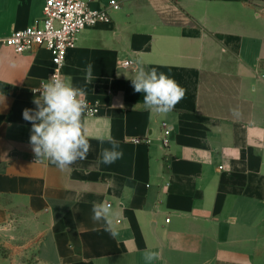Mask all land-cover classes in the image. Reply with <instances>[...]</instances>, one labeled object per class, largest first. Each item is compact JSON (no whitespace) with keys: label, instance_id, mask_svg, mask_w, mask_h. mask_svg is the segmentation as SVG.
Returning <instances> with one entry per match:
<instances>
[{"label":"crops","instance_id":"crops-1","mask_svg":"<svg viewBox=\"0 0 264 264\" xmlns=\"http://www.w3.org/2000/svg\"><path fill=\"white\" fill-rule=\"evenodd\" d=\"M118 1L67 54L64 78L101 105L84 120L92 150L69 171L36 161L22 117L50 51L0 48V254L10 264H147L150 250L151 264H264V0ZM44 4L0 0V36L40 22ZM126 58L135 66L122 67ZM140 66L186 90L172 111L145 110L131 84ZM109 137L124 155L104 165L98 138L110 147ZM92 201L111 205L115 236L91 219Z\"/></svg>","mask_w":264,"mask_h":264},{"label":"clouds","instance_id":"clouds-1","mask_svg":"<svg viewBox=\"0 0 264 264\" xmlns=\"http://www.w3.org/2000/svg\"><path fill=\"white\" fill-rule=\"evenodd\" d=\"M86 83H91L93 65L87 63L84 69ZM135 93H143L145 110L158 114L172 111L186 94L173 78L156 67L146 69L140 66L131 78ZM40 95L34 98L35 109L25 108L22 117L31 123L29 143L36 161H47L61 172L69 171L78 160L86 159L92 150V145L86 135L84 120L93 114L85 97L86 89L75 87L66 78L53 74L42 82ZM236 114L237 110L233 109ZM101 145L99 163L112 165L123 158L120 142L109 137L110 147H103L104 138H98ZM91 219L93 222H103L104 230L115 236L111 219L112 207L107 202H91ZM147 264L159 258L156 251L146 250L143 254Z\"/></svg>","mask_w":264,"mask_h":264},{"label":"built area","instance_id":"built-area-1","mask_svg":"<svg viewBox=\"0 0 264 264\" xmlns=\"http://www.w3.org/2000/svg\"><path fill=\"white\" fill-rule=\"evenodd\" d=\"M121 7L118 0H111L102 9H95L89 5L87 0H45L43 17L40 22L25 28L15 29L10 34L0 36V48L9 46L17 53L33 50L37 46L46 47L51 53L52 69L47 81L53 74L64 78V65L68 51L75 47L79 34L100 21L111 20V13ZM133 58L120 61L122 67L135 66ZM42 82L32 88L35 95H40ZM93 114L97 115L101 105L97 101H91L85 97ZM163 147H169V136L172 128L163 122Z\"/></svg>","mask_w":264,"mask_h":264},{"label":"rangeland","instance_id":"rangeland-1","mask_svg":"<svg viewBox=\"0 0 264 264\" xmlns=\"http://www.w3.org/2000/svg\"><path fill=\"white\" fill-rule=\"evenodd\" d=\"M29 261V264H40L33 259H30ZM0 264H10V261L3 254H0Z\"/></svg>","mask_w":264,"mask_h":264}]
</instances>
